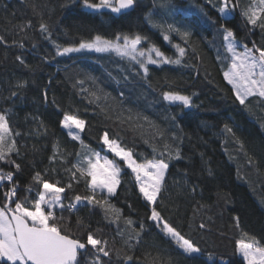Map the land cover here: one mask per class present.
<instances>
[{
  "label": "trees",
  "instance_id": "16d2710c",
  "mask_svg": "<svg viewBox=\"0 0 264 264\" xmlns=\"http://www.w3.org/2000/svg\"><path fill=\"white\" fill-rule=\"evenodd\" d=\"M249 3L250 0H239L234 18L228 23L242 43L252 47L254 41L264 47V30L252 29L240 15V10ZM162 4L171 5L172 11L162 8ZM201 7L213 20L223 22L205 0H140L136 11L124 17L109 14L107 9L103 10V15L93 13L83 8L79 0H0V35L5 38L0 42V112L8 115L10 126L20 133L16 142L21 155L13 154L12 158L22 164V171L16 177L22 188L30 181L34 170H47L45 178L50 182L68 183L64 169L76 162V154L82 149L79 141H73L62 127L65 113L87 121L81 137L96 151H101L100 137L105 130L110 138L118 136L139 161L159 158L164 145L180 149V159L168 160L165 156L169 168L157 210L182 234L195 239L203 254L197 260L188 258L153 226L148 219L149 206L139 194L131 170L122 163L121 185L111 197V203L123 210L118 222H110L111 217L106 219L99 206L78 205L79 211L63 213L73 233L83 237L92 230L107 239L110 248L120 251L119 260L113 253L112 264L122 261L129 264L124 261L125 254L133 257L131 264H152L158 254L165 264L168 261L171 264H220L221 257L226 264H244L236 251L239 229L264 244V103L255 97L249 98V111L235 100L232 85L223 76L227 61L222 65L217 59L218 50L222 57L225 55L222 38L216 25L203 17ZM177 8L179 14L175 12ZM149 13L163 24L191 26L189 44L184 45L175 34L171 36V43L165 41L162 30L148 23ZM109 16L116 19L111 20ZM29 21L32 26L22 32L20 26ZM41 21L51 27L52 39L65 46L89 38L95 32L111 36L123 31L147 34L169 56L176 55L173 47L176 43L186 46L188 53L181 65L149 66L147 79L136 76L140 69L114 53L84 51L52 59L55 47L40 31ZM130 73L125 81L123 76ZM79 81H84L83 85ZM97 87L110 96L99 104H90L85 97ZM81 88L89 91L81 92ZM169 90L191 96L195 106L185 108L178 102L163 100L161 94ZM105 104L113 110L111 120L101 111ZM129 109L134 116L139 113L154 122L163 138L142 119L139 124L144 125L143 128L117 122L116 113L127 116ZM172 116L176 117L175 121ZM225 124L233 129L235 137L225 131ZM238 140L243 142V149ZM57 148L60 155L55 163H50ZM101 153L113 158L106 147ZM249 158L253 163L248 162ZM61 159L66 163H61ZM0 168L13 170L3 162ZM7 187L0 188V203ZM75 194H89L83 182L73 184V188L65 192L64 202L69 203ZM19 195L23 198L25 193ZM35 195L31 193L30 198ZM237 215L239 229L234 223ZM126 217L135 222L137 230L141 222L145 226L141 241L138 244L133 241L132 249L125 246L131 233L124 220ZM77 218L89 228H79ZM201 222L208 227L199 229Z\"/></svg>",
  "mask_w": 264,
  "mask_h": 264
},
{
  "label": "snow or ice",
  "instance_id": "6c2138e0",
  "mask_svg": "<svg viewBox=\"0 0 264 264\" xmlns=\"http://www.w3.org/2000/svg\"><path fill=\"white\" fill-rule=\"evenodd\" d=\"M79 2L83 8L93 13L103 15V10L107 9L109 14L114 13L116 17L128 16L140 6V0H79ZM205 2L216 10L219 21H223L213 20L203 7L200 8L203 17L216 25L222 38L225 55L222 57L218 50L217 59L221 60L222 65L225 60L227 61V70L223 72L224 79L232 85L235 100L251 111L249 98L255 97L260 103H264V47L257 46L254 41L252 47L242 43L228 23L234 18L239 0H215V2L205 0ZM161 7H167L170 12L172 11V6L169 4H162ZM175 12L179 14L180 10L177 8ZM240 15L252 29L259 27L264 30V0H250L248 7L240 10ZM116 17L109 16V19L115 20ZM146 19L152 27L162 30L165 41L171 43V36L175 34L181 38L184 45L189 44L192 36L191 26L177 23L163 24L155 21L152 13H149ZM31 26L29 21L21 25L20 30L24 32ZM39 28L45 34V38L51 40L55 47V55L51 57L52 59L84 51L114 53L121 59H127L134 67H138L140 71L135 75L145 79L150 73L149 66L181 65L188 53L186 46L176 43L173 44L176 55L169 56L147 34L123 31L114 32L111 36L95 32L89 38H81L78 43L65 46L52 39V30L47 23L41 21ZM4 39V36L0 35V42ZM20 47H23L22 43ZM17 59L24 63L20 57ZM130 75L132 74L123 76V79L127 81ZM89 79L96 80L95 77H89ZM79 83L83 85L84 81H79ZM88 91L81 88V92ZM46 95L45 93V98ZM120 95L123 96V93L121 92ZM161 95L162 99L169 103L178 102L185 108L195 106L191 96L177 91L169 90ZM109 96L110 94L97 87L85 98L90 104H99L101 100L106 101ZM101 111L106 119H113V110L107 104L101 108ZM128 113L124 116L117 112L116 121L120 124L143 128L144 125L139 124L142 119L149 127L156 128V134L163 138V134L154 122L147 117H142L139 113L134 116L131 109ZM171 119L175 121L176 117L172 116ZM61 123L62 127L68 130V136L73 141H79L82 149L76 154V162L64 169L68 174V183L61 184L59 180L50 182L45 178L47 170L45 172L34 170L30 181L22 188L16 178L17 174L22 171V164L12 158L13 154L16 157L21 155L16 142V137L20 133L10 126L8 115L0 112V162L13 169L4 171L0 168V188L8 185L7 190L3 192V202L0 203V264H112L113 253L119 260L120 251L110 248L109 241L97 236L92 230H88L83 237L73 233L67 226L68 222L63 213L79 211L78 205L99 206L104 211L106 219L111 217L110 222H118L123 216V210L111 203V197L117 194L121 185L122 163L134 175L139 194L149 206L148 219L153 222V226L171 242H174L185 256L192 260L200 258L203 252L198 242L190 235L182 234L161 211L157 210L158 199L165 188V176L169 168L165 156L168 160L180 159L178 147L170 148L169 145H164V151L158 154L159 158H145L139 161L131 149L122 145L118 136L110 138L109 132L105 130L100 137L101 151L106 147L107 151L113 154V158L110 159L109 155H102L101 151H96L85 144L81 133L85 131L87 121L79 118L78 115L65 113ZM224 129L235 137V132L228 124L224 125ZM238 143L243 149V142L238 140ZM153 151L155 152L156 149L154 148ZM58 155L60 154L57 148L50 157V163H55ZM248 162L253 163L252 158H249ZM61 163H66V161L61 159ZM211 174L209 171V175ZM81 182L84 183L89 194L83 196L75 194L69 203L65 204V192L72 189L73 184ZM20 192L25 193L23 198L20 197ZM33 192L36 193L35 198H30ZM98 196L100 198H97ZM225 199H228L227 195ZM57 211L60 212L59 216ZM124 220L131 229L130 235L125 240V246L132 249L133 241L136 244L141 241L145 226L141 222L137 230L135 222L130 217ZM234 223L239 229L240 217L238 215L234 217ZM77 226L89 228V225L80 218H77ZM198 227L204 230L208 225L201 222ZM239 230L240 236L236 240V251L243 258L244 264H264V244L256 236L242 229ZM119 234L123 236V233ZM211 258L212 254L209 253V259ZM124 261L131 264L133 257L125 254ZM152 264H165V262L159 259L158 254L156 258H153ZM167 264H171V261ZM220 264H226L222 257Z\"/></svg>",
  "mask_w": 264,
  "mask_h": 264
},
{
  "label": "rangeland",
  "instance_id": "374dc122",
  "mask_svg": "<svg viewBox=\"0 0 264 264\" xmlns=\"http://www.w3.org/2000/svg\"><path fill=\"white\" fill-rule=\"evenodd\" d=\"M67 130V129H66ZM68 131V130H67ZM78 131V130H77ZM106 150H107V148H106ZM102 155H105V154H103V153H101ZM113 155V154H112ZM110 158V157H109ZM111 159V158H110ZM134 176V175H133ZM65 204H67V203H65Z\"/></svg>",
  "mask_w": 264,
  "mask_h": 264
}]
</instances>
